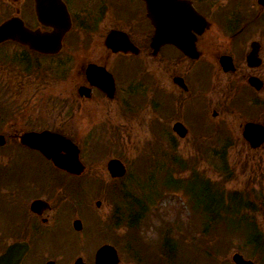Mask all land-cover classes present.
<instances>
[{
    "label": "flooded vegetation",
    "instance_id": "flooded-vegetation-1",
    "mask_svg": "<svg viewBox=\"0 0 264 264\" xmlns=\"http://www.w3.org/2000/svg\"><path fill=\"white\" fill-rule=\"evenodd\" d=\"M3 24L0 264H95L97 248L108 241L103 199L89 204L85 195L94 192L74 195L66 182L85 170L60 169L20 143V133L59 130L61 118L74 128L96 124L108 136L148 113L143 121L168 141H219L228 128L220 123L224 100L242 141L243 124L258 122L244 114L252 112L248 99H264V0H0ZM172 40L193 44L197 56ZM241 89L246 96H236ZM195 96L196 113L209 122L185 112ZM211 101L220 102L219 112ZM86 134L71 139L78 144ZM117 264L144 261L124 250Z\"/></svg>",
    "mask_w": 264,
    "mask_h": 264
},
{
    "label": "rangeland",
    "instance_id": "rangeland-1",
    "mask_svg": "<svg viewBox=\"0 0 264 264\" xmlns=\"http://www.w3.org/2000/svg\"><path fill=\"white\" fill-rule=\"evenodd\" d=\"M236 96H246L245 89H241ZM209 97V94L206 95L205 105ZM199 100L195 96L186 101L185 112L189 118L196 115L198 122H205L203 114L196 113L200 110ZM258 100L256 105H252L248 99L246 104L251 106L252 112L244 115L258 117V121L264 124V99ZM222 103L220 111V102L217 105L211 101L222 115L220 123L225 121L222 126L226 125L229 129L228 141H168L159 127L150 128L143 121L149 118L148 113L142 114L140 123H128L130 126L112 131L108 136H104L105 132L96 124L89 130L81 123L74 128L76 124L65 123L66 120L61 118L58 120L56 128L69 137L77 133L80 136L89 134L87 141L78 143L86 169L74 179L73 194L94 192L88 194L89 197L85 195V199L89 200V204L97 198L103 199L100 210L108 212L116 223L125 219L128 209L133 206L131 213L134 212L135 216L129 219L132 221L129 224L135 227L117 225L111 230L108 223L107 230L105 226L106 238L118 250L126 249L123 242L125 240L127 245L126 236L130 235L135 243L131 250L140 251L146 264H166L165 256L159 255L162 247L160 239L163 232L169 229L166 235L171 240L167 246L163 245L162 251L174 248V251L167 252L175 258L173 264H233L230 256L234 251L253 259L254 264H264V244L259 250L255 247L251 250L244 236L246 234L249 240L264 237V142L257 148H250L246 141H242L238 131L239 120L224 112L223 108L228 104L225 100ZM99 119H94L95 123ZM215 121L216 118L212 120L213 123ZM234 122L237 125L234 126ZM220 138L218 136V140ZM111 156L127 165V174L122 179L113 181L104 172L105 162ZM71 184L68 183L70 187ZM99 184L103 187L101 192L97 190ZM119 188L135 198L132 205L131 201H127L128 208L119 197ZM233 190L253 203L254 209L242 211L248 219L254 220V230L260 233L259 237L252 232V228L237 227L234 222V213L230 210L235 204L231 203L230 197L233 196L229 195ZM207 208H211L212 213L215 211L220 218L208 220ZM85 210L87 207L83 208ZM90 224L95 226L93 220ZM204 225L206 229L202 232ZM97 235L93 231L89 237Z\"/></svg>",
    "mask_w": 264,
    "mask_h": 264
},
{
    "label": "water",
    "instance_id": "water-1",
    "mask_svg": "<svg viewBox=\"0 0 264 264\" xmlns=\"http://www.w3.org/2000/svg\"><path fill=\"white\" fill-rule=\"evenodd\" d=\"M4 27L5 25L1 30H3ZM174 41L176 42L177 40ZM181 47L186 53L191 56H196L195 52L192 53L193 47H185L183 44ZM223 67L227 69L231 67V65L230 63H223ZM254 81H252V83L256 84ZM175 129L181 131L179 124L175 125ZM243 136L252 147L258 146L264 140V127L261 124L248 122L244 125ZM2 141V137L0 136V143ZM21 141L40 149L44 155L51 157L53 162L62 169L78 173L83 168L78 159L77 146L73 144L69 138L58 132L50 130H42L39 132L29 131L21 135ZM107 169L112 176H121L125 172L124 165L116 158H111L107 161ZM101 250L106 251L107 254L103 257L98 254L99 261L97 264H114L116 260L114 248L110 245H105L99 249V251ZM231 258L236 264H252L251 261L244 259L238 252L233 253ZM101 260H107L108 262L101 263Z\"/></svg>",
    "mask_w": 264,
    "mask_h": 264
},
{
    "label": "trees",
    "instance_id": "trees-1",
    "mask_svg": "<svg viewBox=\"0 0 264 264\" xmlns=\"http://www.w3.org/2000/svg\"><path fill=\"white\" fill-rule=\"evenodd\" d=\"M231 194V196L233 197H230V201L231 203L235 204L233 206V209H231V213H234V217H235V220L234 221L237 225V227H243V228H247V229H256L255 227V223H254V220L252 219H248V216L245 215V213L242 211V210H248V209H254V207L252 206L253 203L251 202V200H248L246 199L245 197H243V195L240 197L239 196V193L236 191V190H233V191H230L229 195ZM263 199H264V196H263ZM209 211H208V220H214L216 218H220L219 216H217L218 214L214 211L212 213V210L211 208H207ZM233 217V218H234ZM255 231L253 230V233ZM246 235V234H245Z\"/></svg>",
    "mask_w": 264,
    "mask_h": 264
}]
</instances>
